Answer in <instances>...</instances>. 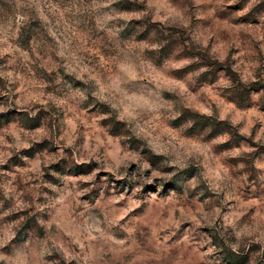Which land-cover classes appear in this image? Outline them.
Listing matches in <instances>:
<instances>
[{"label": "rangeland", "instance_id": "1", "mask_svg": "<svg viewBox=\"0 0 264 264\" xmlns=\"http://www.w3.org/2000/svg\"><path fill=\"white\" fill-rule=\"evenodd\" d=\"M0 264H264V0H0Z\"/></svg>", "mask_w": 264, "mask_h": 264}]
</instances>
